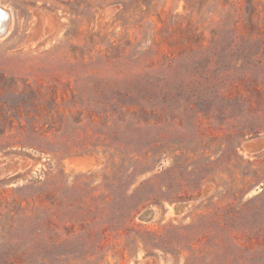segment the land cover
I'll use <instances>...</instances> for the list:
<instances>
[{
    "label": "rangeland",
    "instance_id": "1",
    "mask_svg": "<svg viewBox=\"0 0 264 264\" xmlns=\"http://www.w3.org/2000/svg\"><path fill=\"white\" fill-rule=\"evenodd\" d=\"M0 7V264H264V0Z\"/></svg>",
    "mask_w": 264,
    "mask_h": 264
},
{
    "label": "water",
    "instance_id": "2",
    "mask_svg": "<svg viewBox=\"0 0 264 264\" xmlns=\"http://www.w3.org/2000/svg\"><path fill=\"white\" fill-rule=\"evenodd\" d=\"M4 11L7 13L6 10H4L0 7V12H4ZM7 17H8V14H7ZM8 19H9V17H8ZM7 29H8V22H7V24L0 25V38L6 35ZM263 145H264V140H256L253 143L247 144L246 148L253 150V149H257ZM144 264H148V262H144Z\"/></svg>",
    "mask_w": 264,
    "mask_h": 264
},
{
    "label": "bare ground",
    "instance_id": "3",
    "mask_svg": "<svg viewBox=\"0 0 264 264\" xmlns=\"http://www.w3.org/2000/svg\"><path fill=\"white\" fill-rule=\"evenodd\" d=\"M2 8V7H1ZM3 9V8H2ZM4 10H6L7 11V13L4 11V12H0V25H2V24H7V22H8V29H9V26H10V22H11V17H10V12L7 10V9H4ZM7 14H8V17H9V19H8V17H7ZM8 29H7V31H8ZM4 37V36H3ZM3 37H1V38H3ZM0 38V39H1ZM149 213H150V217H152L153 215H154V211H152V210H149L148 211ZM143 216V215H142Z\"/></svg>",
    "mask_w": 264,
    "mask_h": 264
}]
</instances>
